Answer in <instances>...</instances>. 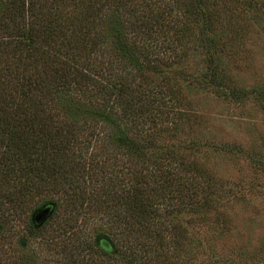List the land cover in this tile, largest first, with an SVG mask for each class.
<instances>
[{"label": "trees", "instance_id": "trees-1", "mask_svg": "<svg viewBox=\"0 0 264 264\" xmlns=\"http://www.w3.org/2000/svg\"><path fill=\"white\" fill-rule=\"evenodd\" d=\"M226 1L0 0V264H45L27 243L47 205L62 215L46 241L85 252L67 243L64 264L191 263L176 220L215 194L163 138L182 130L173 67L192 51L203 71L183 74L189 86L243 93L220 59Z\"/></svg>", "mask_w": 264, "mask_h": 264}, {"label": "rangeland", "instance_id": "rangeland-1", "mask_svg": "<svg viewBox=\"0 0 264 264\" xmlns=\"http://www.w3.org/2000/svg\"><path fill=\"white\" fill-rule=\"evenodd\" d=\"M255 2L256 7L247 8L241 0H227L219 25L226 36L220 59L227 86L241 90L239 97H218L184 81L183 74L198 76L203 71L200 52L192 51L173 67L174 93L184 117L178 121L182 130L163 139L181 146L179 152L196 164L201 180L207 178L215 194L214 202L210 199L198 214L176 220L187 241L180 257L190 264H264V97L250 92L264 89V0ZM61 215L62 210L57 217H47L42 232L28 238L27 252L45 264L66 263L67 243L74 245L72 255L85 256L83 250L78 254L74 238L46 241L57 236ZM99 223L90 231L100 229ZM83 237H88L86 232ZM14 242L6 256L19 254ZM164 263L173 264L170 259Z\"/></svg>", "mask_w": 264, "mask_h": 264}, {"label": "water", "instance_id": "water-1", "mask_svg": "<svg viewBox=\"0 0 264 264\" xmlns=\"http://www.w3.org/2000/svg\"><path fill=\"white\" fill-rule=\"evenodd\" d=\"M51 212V205L43 206L34 212V214L32 215V219L34 222H36L37 225H41L47 219V217L50 216Z\"/></svg>", "mask_w": 264, "mask_h": 264}]
</instances>
